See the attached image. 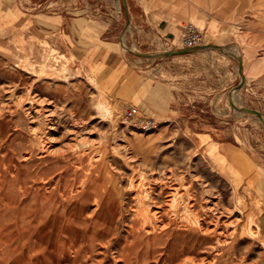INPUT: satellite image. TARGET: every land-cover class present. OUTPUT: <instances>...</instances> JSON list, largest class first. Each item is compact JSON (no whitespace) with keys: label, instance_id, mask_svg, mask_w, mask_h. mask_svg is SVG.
I'll list each match as a JSON object with an SVG mask.
<instances>
[{"label":"rangeland","instance_id":"obj_1","mask_svg":"<svg viewBox=\"0 0 264 264\" xmlns=\"http://www.w3.org/2000/svg\"><path fill=\"white\" fill-rule=\"evenodd\" d=\"M125 2L129 31L112 47L127 22L123 0H0V70L33 71L35 83H0V264H264V124L238 109L264 114V0H232L230 9ZM63 17L72 35L58 47L49 31L61 33ZM189 22L203 45L222 49L150 59L124 46L170 50ZM167 23L176 35L162 32ZM111 48L120 55L106 65ZM128 109L156 126L123 123ZM44 140L53 156L21 175L23 155L39 156ZM100 196L117 203L116 215L96 204ZM152 199L163 222H199L200 238L214 241L174 228L155 250L135 242ZM227 231L235 233L222 243Z\"/></svg>","mask_w":264,"mask_h":264},{"label":"bare ground","instance_id":"obj_2","mask_svg":"<svg viewBox=\"0 0 264 264\" xmlns=\"http://www.w3.org/2000/svg\"><path fill=\"white\" fill-rule=\"evenodd\" d=\"M125 22V21H124ZM125 24V27L128 29L129 27V24H130V19H129V24L124 23ZM204 44V43H203ZM200 45V46H206V45H210V44H205V45ZM124 46L125 43H124ZM211 47L209 48H202V49H210ZM138 49V48H137ZM198 49H201V47L198 46ZM131 50H134L131 48ZM164 51H159L155 54H151L152 56H150V59H156L158 58V55L157 54H160V53H163ZM236 55L237 59L240 58V56L236 53H233ZM139 56V55H138ZM238 71H239V66H238ZM236 101L235 103L237 102L238 103V100H237V97L235 98ZM4 100V99H3ZM42 100V99H41ZM40 101V100H39ZM231 101H233V97L231 98ZM234 105H236L234 103V101L232 102ZM237 106V105H236ZM33 108V107H32ZM239 111L240 112H248V113H252V114H255V111L253 109H250V108H247V107H238ZM33 110V109H32ZM259 117V120H261V122L264 124V114H261V116H258ZM34 118V117H33ZM32 122V121H31ZM38 134V133H37ZM36 134V135H37ZM46 138V137H45ZM47 139V138H46ZM35 148V147H34ZM40 151V150H39ZM58 153V152H57ZM61 153V152H60ZM52 150L49 146V142L48 141H45L44 140V143L42 144L41 146V152L39 154V156L33 154V151H28L27 153H25L23 155V161H24V164L22 167H20L19 165H17L18 167V170H19V173L22 175L26 172V170H28L27 168L32 165L35 164V162H38V161H41V160H46V159H49L52 155ZM57 155V154H56ZM53 156V155H52ZM55 156V155H54ZM64 157V156H63ZM65 158V157H64ZM12 161V160H11ZM19 162V161H18ZM75 165V164H74ZM27 166V168L25 167ZM14 167V165H13ZM1 175V174H0ZM38 180V179H37ZM30 188V187H29ZM163 188V186H162ZM25 191H28V188L25 187L24 188ZM36 191H38V188H35ZM56 190V189H54ZM154 190V189H153ZM24 191V192H25ZM155 191V190H154ZM158 192V191H157ZM50 194V193H49ZM55 194V193H54ZM46 195V194H45ZM153 195V194H152ZM158 195V194H157ZM164 195V194H163ZM166 195V194H165ZM156 196V195H155ZM171 198V197H170ZM40 199V197H39ZM222 199V198H221ZM168 200V199H167ZM166 200V201H167ZM168 202V201H167ZM210 202V200H209ZM152 203H154V206H151L152 208L149 209V213H148V210H145L144 213H147L149 216L147 219H145V221H141L139 219H136L135 221V224L132 228V234L134 236V239H135V242H138V243H145V244H148L149 247L153 250L157 249L159 246V244L161 243L160 240L162 239L163 235L162 233L165 232L166 229H176L177 230V233H178V236L179 237H184V235L186 233H189L192 237L195 236L196 238H199L201 239L202 241L204 239L207 240V242H212L214 241V237H208V238H200V233H202L203 231V226H201L202 224H200L199 222H189L188 225H186L185 227H181V226H177V223L175 222L174 218L175 217H170L168 216L167 217V221L166 222H163L162 219H159V216L158 215V210H154L156 207H157V202H155L153 199H152ZM171 203V201L169 202ZM182 203V201H181ZM217 203V202H216ZM96 204L99 206V207H103L104 209H108L110 210L114 215H116V213L114 212L113 208L117 209V203L110 199V202H109V199L108 197H98V199L96 200ZM213 204V203H212ZM218 204V203H217ZM153 205V204H152ZM192 205V204H191ZM217 206V205H215ZM194 208V206H193ZM98 209V208H96ZM158 209V207L156 208ZM161 209V208H160ZM215 209V208H214ZM223 209V208H221ZM228 209V208H227ZM140 211V210H139ZM155 211V212H154ZM235 211V210H234ZM151 212V214H150ZM220 212V211H219ZM173 215V214H172ZM210 216V215H209ZM214 216V215H213ZM237 216V215H236ZM72 218V217H71ZM153 218V219H152ZM189 217H187L188 219ZM205 218V217H204ZM241 218V217H240ZM190 219V218H189ZM197 220V219H196ZM215 220V219H214ZM47 221V220H46ZM188 222V221H187ZM201 222V221H200ZM206 222V221H205ZM181 223V222H180ZM204 223V222H203ZM216 223V222H215ZM185 225V224H184ZM213 225V224H212ZM215 225V224H214ZM228 226V225H227ZM213 228V227H212ZM216 228V227H215ZM213 228V229H215ZM235 230V229H234ZM110 231V230H109ZM175 231V230H174ZM223 233V232H221ZM235 232H231L229 233V231L227 232H224V234H222L223 237H225V240H222V243H224L227 239V236L228 235H233ZM253 233V231H252ZM203 235V234H202ZM174 236V235H173ZM65 238V237H64ZM169 241V240H168ZM193 241V240H192ZM205 241V240H204ZM109 243V242H108ZM42 244V243H41ZM129 244V243H128ZM196 244V242H195ZM214 245V244H213ZM212 245V246H213ZM196 246V245H195ZM202 244L201 245H197L196 247H201L202 248ZM215 246V245H214ZM194 246H192L193 248ZM173 248V247H172ZM72 249V248H71ZM41 250H44V249H41ZM169 250V249H168ZM41 252V251H40ZM168 252V251H166ZM39 254V253H38ZM44 254V252H43ZM220 254V253H219ZM90 255V254H89ZM168 255V254H167ZM64 256V255H63ZM165 257V255H164ZM193 259V258H192ZM217 259V258H216ZM58 260V259H57ZM70 260V259H69ZM128 260V259H127ZM213 261H215V259H213ZM53 263V262H52ZM61 263V262H60Z\"/></svg>","mask_w":264,"mask_h":264},{"label":"crops","instance_id":"obj_3","mask_svg":"<svg viewBox=\"0 0 264 264\" xmlns=\"http://www.w3.org/2000/svg\"><path fill=\"white\" fill-rule=\"evenodd\" d=\"M197 1H199V0H191V2H197ZM209 1L211 2L212 6L221 5V6L227 7V9L232 8L234 5H236L238 3V2L237 3L236 2H232V0H209ZM97 10H98L97 8H95L93 10V13H95L94 17L100 15L99 12L96 13ZM125 16L129 17L130 16V12L128 13V15L125 13ZM62 23L63 24H62L61 33L56 32V30H54V29L49 31V32H52L51 33L52 36L49 38V40L51 41L52 44L57 45L58 47H64L66 44L68 45L69 38L72 35L71 29L69 27V25L71 23V18L70 17H63ZM117 25H118L117 26L118 27V31H117V27H115V28H116V31H117L116 33L118 35V37L116 35L118 40L114 41V40H110L109 39L110 41H107L108 44H112V47H113V45H117L118 43H120V37L119 36H120V33H121L122 29H123V25H121L120 22H118ZM162 25H163V27L161 29L162 32H165L166 34L176 35V33L174 31L168 30L169 23L162 24ZM121 26H122V28H121ZM113 38H115V36H113ZM119 55L120 54L118 53V51L115 48L114 49L111 48L105 55V58H104V61H103L104 64H106V65L114 64L115 61L117 60V58L119 57ZM237 69H238V66H237ZM21 70L23 72L20 71V70H15L17 72V74L13 76V74H11V72L9 73L8 71H5V70L1 69L0 70V78L3 77L4 79H2V82H0V83L1 84H5L7 82V79H9L11 81H14L15 85L17 86L19 83H23L24 82L23 81L24 77L29 76L27 74H30V75L34 74L33 71H26L24 69H21ZM30 79H31L32 83L35 84L31 77H30ZM229 94H230V91L228 90L227 98L229 97ZM235 98H236V96H235ZM213 99H215V95H213L212 100ZM212 100L210 101V105L212 104ZM234 100L236 101V99L233 98V101Z\"/></svg>","mask_w":264,"mask_h":264},{"label":"built area","instance_id":"obj_4","mask_svg":"<svg viewBox=\"0 0 264 264\" xmlns=\"http://www.w3.org/2000/svg\"><path fill=\"white\" fill-rule=\"evenodd\" d=\"M129 31L125 27V24H123V29L121 31V40H124V34ZM204 43V38H203V30L201 27L193 22L187 23L182 31V35L180 36V39L178 42L171 41L168 43V47L170 50L165 49L164 51H172L176 49H188V48H193L200 46ZM126 50L129 52V49L127 46ZM172 48V49H171ZM132 54V53H131ZM135 55V54H134ZM122 121L125 124H131L133 126L142 128L144 130H149L156 126V121L154 118L147 117V116H142L140 114H137L133 109H128L123 117Z\"/></svg>","mask_w":264,"mask_h":264},{"label":"water","instance_id":"obj_5","mask_svg":"<svg viewBox=\"0 0 264 264\" xmlns=\"http://www.w3.org/2000/svg\"><path fill=\"white\" fill-rule=\"evenodd\" d=\"M123 4H124L125 12L128 15V8H127V4H126L125 0H123ZM127 24H129V17H127ZM209 47H211V48L215 47V48L222 49V47L219 46V45H206V46H203V48H209ZM186 50L187 49H179V50H173V51H164L163 53H160V54H157V55H158V58H165V57H168V56H174L176 54H182V53L186 52ZM129 52L132 53V54H135V55L142 56V57H148V56L150 57V56H152L151 53H145V52H141V51H138V50L129 49ZM239 72L243 74V61H242L241 58L239 59ZM254 111H255V113L257 115L261 116L260 112H258L256 110H254Z\"/></svg>","mask_w":264,"mask_h":264}]
</instances>
